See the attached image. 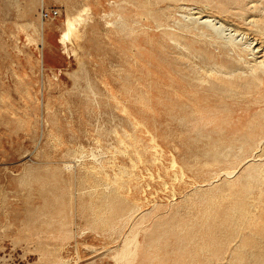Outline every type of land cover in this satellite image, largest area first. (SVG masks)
<instances>
[{
    "label": "rangeland",
    "instance_id": "rangeland-1",
    "mask_svg": "<svg viewBox=\"0 0 264 264\" xmlns=\"http://www.w3.org/2000/svg\"><path fill=\"white\" fill-rule=\"evenodd\" d=\"M199 11L264 33V0H0V264H264V96L174 94Z\"/></svg>",
    "mask_w": 264,
    "mask_h": 264
},
{
    "label": "bare ground",
    "instance_id": "bare-ground-1",
    "mask_svg": "<svg viewBox=\"0 0 264 264\" xmlns=\"http://www.w3.org/2000/svg\"><path fill=\"white\" fill-rule=\"evenodd\" d=\"M134 5H136V3ZM203 12L204 11L196 12L197 13L196 17L191 18V19L187 20L186 22H183L181 25L179 24L180 27L179 28L177 27L178 28L177 32H173L170 34L166 33L165 35L173 36L174 38H172V40L175 41V43H174L175 47H171L172 52L175 54V58L170 59V62H171L170 66H171L172 72H173L172 73V79H173L172 81L176 85L175 88L172 86V88H174V94L177 96V98L179 100H184V99L189 100L190 103L188 104L187 107L192 111V113H198L200 115L199 116L200 121L207 120V123L212 125L214 122V119L213 118L207 119L206 116H208L211 113L224 111L226 108L225 107L226 105L222 106V105H219L218 103H226L227 101L230 100L231 97H235V96H251V97L253 95H259V96L263 95L264 96V33L262 31H260L259 28L250 29L249 26H248V28L246 27L244 33H242L238 29L233 27L235 25H238L239 23H236L235 21L233 23H231V21L229 22V21H227V19L226 20L222 19V17H220L219 15H214V14H211L209 12H207L206 14H203ZM250 17H251V15H250ZM258 17H260V16H258ZM151 18H152V16H151ZM154 18H153V20H154ZM250 20H252V19H250ZM257 20H259V19L257 18ZM71 22H72L71 18H67L68 30L66 32V39L69 41L72 40V30L69 28ZM247 24H246V26H247ZM261 26H262V23H261ZM263 26H264V23H263ZM240 36H242V37L239 39ZM246 36H251V40L246 39ZM244 38H245V41H243ZM180 39L183 40L184 42H182ZM163 44H165V43H163ZM158 47H160V46H158ZM166 48H169V47H166ZM216 49H218L217 53L215 52ZM163 57H164V55H163ZM157 82H159V81H157ZM161 84H163V83H161ZM182 90H185L187 93H182L181 92ZM190 93H192V94H190ZM160 98H161V96H160ZM246 99H248V98H246ZM201 100H203L205 102L201 104ZM238 100H239V98H238ZM258 100H259V98H258ZM160 101H158V102L160 103ZM247 101H249V100H247ZM260 101L262 102V100H260ZM211 102L214 104H212ZM215 104H218V105H215ZM175 107L173 108V110L180 112L181 109H176ZM162 108H163V106H162ZM155 110H157V109H155ZM161 114H162V112H161ZM248 122L251 123V121H248ZM221 124H222V122H221ZM248 126H249V124H248ZM185 128H186V126H185ZM210 128H212V127H210ZM220 128H222V127H220ZM233 128H234V125H233ZM224 129H225V127H224ZM261 137H262V135H261ZM260 143H261V141H260ZM257 145H258V143H257ZM170 154H172V153H170ZM262 159H264V158H262ZM172 164L173 163H171V165ZM172 167H173V165H172ZM256 167H258V165H256ZM249 170H251V169H249ZM252 177H250V178H252ZM241 184H242V182H241ZM117 185H120V184H117ZM106 187H108V185ZM235 189H237V188H235ZM244 191H245V189H244ZM251 191H252V189H251ZM259 191H261V190H259ZM228 202H230V201H228ZM256 202H257V200H256ZM242 206H241V209H242ZM236 207H237V205H236ZM239 208H240V206H239ZM120 210H121V208H120ZM247 210L249 211V209H247ZM100 219H101V222H103L102 218H100ZM103 219H105V218H103Z\"/></svg>",
    "mask_w": 264,
    "mask_h": 264
},
{
    "label": "built area",
    "instance_id": "built-area-1",
    "mask_svg": "<svg viewBox=\"0 0 264 264\" xmlns=\"http://www.w3.org/2000/svg\"><path fill=\"white\" fill-rule=\"evenodd\" d=\"M55 15H58V12L54 11V10L42 12V18H44V19H51V18L55 17Z\"/></svg>",
    "mask_w": 264,
    "mask_h": 264
}]
</instances>
